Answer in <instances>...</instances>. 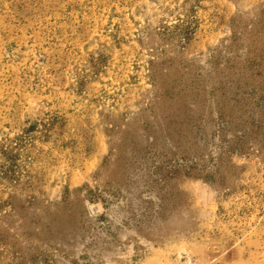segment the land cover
I'll list each match as a JSON object with an SVG mask.
<instances>
[{
    "label": "rangeland",
    "instance_id": "374dc122",
    "mask_svg": "<svg viewBox=\"0 0 264 264\" xmlns=\"http://www.w3.org/2000/svg\"><path fill=\"white\" fill-rule=\"evenodd\" d=\"M0 264H264V0H0Z\"/></svg>",
    "mask_w": 264,
    "mask_h": 264
},
{
    "label": "trees",
    "instance_id": "16d2710c",
    "mask_svg": "<svg viewBox=\"0 0 264 264\" xmlns=\"http://www.w3.org/2000/svg\"><path fill=\"white\" fill-rule=\"evenodd\" d=\"M188 35H189V32H187V31L184 32V33H183V36H184L183 38H185V37L188 36ZM182 166H183V165H182Z\"/></svg>",
    "mask_w": 264,
    "mask_h": 264
}]
</instances>
